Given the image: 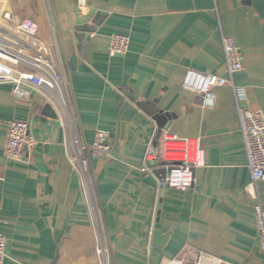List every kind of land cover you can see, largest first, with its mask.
Returning <instances> with one entry per match:
<instances>
[{"label": "crops", "instance_id": "0c3cea01", "mask_svg": "<svg viewBox=\"0 0 264 264\" xmlns=\"http://www.w3.org/2000/svg\"><path fill=\"white\" fill-rule=\"evenodd\" d=\"M86 1L81 12L78 0H3L14 22H39L66 78L68 107L51 104L52 117L41 93L18 99L13 84L0 83L2 264H99L66 147L77 136L92 143L97 131L113 145L111 156L91 159L109 264H189L197 251L264 264L235 91L224 85L202 99L183 89L188 69L224 73L222 36H230L243 57L241 102L264 115V17L247 0ZM115 34L130 36L127 54H109ZM143 105L172 113L162 134L201 138L205 165L189 190L164 187L163 173L147 170L157 165L147 163V146L154 138L160 147L162 134ZM14 119L28 121L36 139L24 161L6 157ZM259 192L264 204V183Z\"/></svg>", "mask_w": 264, "mask_h": 264}, {"label": "built area", "instance_id": "2783aa9c", "mask_svg": "<svg viewBox=\"0 0 264 264\" xmlns=\"http://www.w3.org/2000/svg\"><path fill=\"white\" fill-rule=\"evenodd\" d=\"M78 7L83 12L87 1L78 0ZM130 43L129 35H112L109 54H127ZM222 43L225 55L224 73L188 69L183 80V89L204 97L216 87H233L251 177L246 189L253 201L258 240L264 251V204L259 192V184L264 183V115L260 111L245 107L241 102L242 90L237 87L235 79L243 70L244 64L236 39L223 35ZM3 82L13 84V94L18 99H29L33 92H39L54 107L64 110L68 107L66 78L53 58L52 44L40 35L39 22L30 17L14 22L12 13L4 8L3 0H0V83ZM35 145L36 139L31 133L28 121L14 119L8 123L6 157L9 160H26L29 150ZM73 146L74 154L70 151ZM66 147L69 160L79 174L81 191L94 228L97 260L99 264H109L112 249L104 233L103 211L97 199L91 159L112 155L110 134L97 131L92 143H86L77 136ZM145 159L147 163L157 162L155 167L148 166L147 170L166 168V186L183 192L196 184V171L205 165L200 137H182L167 130L162 134L161 147H158L154 138L149 142ZM7 244L6 235L0 231V264L7 257ZM188 261L189 264H239L203 251L194 252Z\"/></svg>", "mask_w": 264, "mask_h": 264}, {"label": "water", "instance_id": "95a60500", "mask_svg": "<svg viewBox=\"0 0 264 264\" xmlns=\"http://www.w3.org/2000/svg\"><path fill=\"white\" fill-rule=\"evenodd\" d=\"M247 4L252 5L256 11L259 13L261 17H264V0H247ZM209 97V96H208ZM203 99V97H201ZM143 108L147 110L153 118L156 120L158 125L160 126V130L158 132V135L160 136L162 134V129H167L169 127L170 121L173 118L172 113L165 111H158L156 106H150V105H143ZM45 110L47 113L52 117H57V113L53 110L52 105L48 103L46 105ZM155 171H161L163 173V176H161V180L163 183V186L166 187L165 179L167 175V169L166 168H158L154 169ZM157 227H160L157 225Z\"/></svg>", "mask_w": 264, "mask_h": 264}, {"label": "rangeland", "instance_id": "374dc122", "mask_svg": "<svg viewBox=\"0 0 264 264\" xmlns=\"http://www.w3.org/2000/svg\"><path fill=\"white\" fill-rule=\"evenodd\" d=\"M36 20V19H35ZM161 147V146H160Z\"/></svg>", "mask_w": 264, "mask_h": 264}]
</instances>
